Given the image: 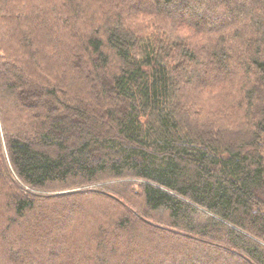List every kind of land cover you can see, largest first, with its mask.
<instances>
[{
    "label": "trees",
    "instance_id": "16d2710c",
    "mask_svg": "<svg viewBox=\"0 0 264 264\" xmlns=\"http://www.w3.org/2000/svg\"><path fill=\"white\" fill-rule=\"evenodd\" d=\"M0 264H264V0H0Z\"/></svg>",
    "mask_w": 264,
    "mask_h": 264
},
{
    "label": "rangeland",
    "instance_id": "374dc122",
    "mask_svg": "<svg viewBox=\"0 0 264 264\" xmlns=\"http://www.w3.org/2000/svg\"><path fill=\"white\" fill-rule=\"evenodd\" d=\"M193 9H195V8H193Z\"/></svg>",
    "mask_w": 264,
    "mask_h": 264
}]
</instances>
